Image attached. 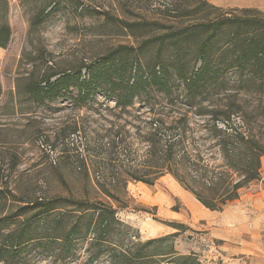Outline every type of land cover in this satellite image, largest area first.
<instances>
[{
    "label": "rangeland",
    "instance_id": "rangeland-1",
    "mask_svg": "<svg viewBox=\"0 0 264 264\" xmlns=\"http://www.w3.org/2000/svg\"><path fill=\"white\" fill-rule=\"evenodd\" d=\"M247 10L218 8L207 0H0V26L11 29L7 47H0V247L11 245L14 236L24 241L19 248L12 244L15 252L8 250L0 264H185L182 258L188 256L211 264L203 251L210 246L218 250L219 243L207 235L220 227L227 211L248 208L246 197L254 194V183L258 192L264 191V178L244 188L239 200L222 211L199 208L196 197L171 174L153 185L130 180L125 188L102 192L78 161L75 146L85 136L92 141L98 132L105 133L114 121L124 123L151 107L157 111L188 98L171 68L173 93L149 87L128 114L114 109L116 98L103 77L80 106L75 80L79 73L81 80L96 76L117 56L138 51L146 67L158 53L168 59L175 48L183 53L190 76L201 65L197 52L205 37L195 31L222 20L218 31L206 30L213 35L218 50L214 65L220 72L189 98L195 103L191 115L233 118L264 142V80L254 81L250 67L235 63L232 47L237 35L253 30L254 21H264V10ZM178 27H188L187 43H177L173 33ZM145 40L149 43L140 48ZM52 73L73 77L70 89L35 101L29 87L45 86ZM74 127L79 131L70 134ZM80 201L102 202L116 211L104 241L95 240L99 228L85 239L67 240L77 221L80 231H86L88 218L81 216ZM254 221L257 251L248 254L246 264L264 257V217ZM243 236L248 240L252 234L244 231ZM159 238L166 239L146 244ZM128 252L142 258L131 259Z\"/></svg>",
    "mask_w": 264,
    "mask_h": 264
},
{
    "label": "trees",
    "instance_id": "trees-1",
    "mask_svg": "<svg viewBox=\"0 0 264 264\" xmlns=\"http://www.w3.org/2000/svg\"><path fill=\"white\" fill-rule=\"evenodd\" d=\"M221 24L222 20L216 21L195 31V34L205 33V37L197 52L201 65L190 76L183 63L184 55L176 48L168 59L158 53L147 61L146 67H143L139 52L135 51L132 56H117L116 60L109 62L96 76L92 74L81 80L79 73L75 81L79 89L80 106H84L93 96L94 90L101 84L100 77H103L104 84L109 86L112 96L116 98L114 109H120L121 114H128L134 108L135 98L142 91L147 92L149 87L164 95L173 93V87L169 83L171 69L184 83L185 97L188 98L186 103H171L157 111L151 107L131 120L126 119L124 123L114 121L105 133L98 132L92 141L85 136V140L75 146L78 161L86 173L93 176L102 192L111 194L110 189L125 188L130 180L153 185L162 176L171 174L204 207L211 211H222L226 205L239 199L244 188L260 179L264 157V142L260 137L233 118L220 119L212 114L209 118L201 119L191 115L195 103L189 98H195L199 94V88L215 80L220 72L214 65L217 50L215 41L212 33L206 35V30L213 28L218 31ZM253 26L250 32L236 36L238 39L232 44L234 60L239 66L250 67L254 81H262L264 21L257 19ZM188 30V27H178L173 33L178 36V44L190 40ZM10 36V27L1 25L0 47H7ZM148 43L149 40L143 41L140 48ZM131 50L135 48L132 47ZM58 75L59 73H52L50 77ZM50 77L44 80L45 86L38 82L29 87V93L35 101L44 100L45 95L59 94L64 88L69 90L74 80L68 73L58 76L52 82ZM116 80H119L118 83ZM2 94L0 85V97ZM261 113L264 115V109ZM117 117L119 116L116 115ZM78 131L79 128L74 127L70 134ZM79 203L82 205L81 216L88 218L86 231H80L77 221L71 226L67 240L71 237L85 239L99 228L101 232L95 240L104 241L116 218V211L102 202ZM52 210L50 208L47 211ZM77 218L80 219V216ZM166 238L152 239L146 244ZM21 240L19 236H14L12 244L19 248L24 243ZM12 244L1 245V260L6 258L8 250L14 251ZM128 256L131 259L142 258L129 252ZM182 259L185 264H200L189 256Z\"/></svg>",
    "mask_w": 264,
    "mask_h": 264
},
{
    "label": "crops",
    "instance_id": "crops-1",
    "mask_svg": "<svg viewBox=\"0 0 264 264\" xmlns=\"http://www.w3.org/2000/svg\"><path fill=\"white\" fill-rule=\"evenodd\" d=\"M210 4L218 8L225 9H245L256 8L264 10V0H207ZM262 168H264V157H262ZM258 184L254 183V194L246 197L249 201L245 210L235 209L227 211L218 228H213L207 235L209 241L217 242L218 250L210 246V251H203L204 257L211 264H246V257L249 253L257 251L256 222L254 217H264V191H257ZM261 189V188H260ZM237 199L236 201H238ZM253 218V220H252ZM249 223V228H240L241 224ZM244 231H249L252 237L244 239ZM213 259L215 261H213ZM218 261V262H217ZM254 256L252 257V262ZM254 264H264L263 258H256Z\"/></svg>",
    "mask_w": 264,
    "mask_h": 264
},
{
    "label": "built area",
    "instance_id": "built-area-1",
    "mask_svg": "<svg viewBox=\"0 0 264 264\" xmlns=\"http://www.w3.org/2000/svg\"><path fill=\"white\" fill-rule=\"evenodd\" d=\"M260 176H261L262 179L264 178V169H261Z\"/></svg>",
    "mask_w": 264,
    "mask_h": 264
},
{
    "label": "bare ground",
    "instance_id": "bare-ground-1",
    "mask_svg": "<svg viewBox=\"0 0 264 264\" xmlns=\"http://www.w3.org/2000/svg\"><path fill=\"white\" fill-rule=\"evenodd\" d=\"M199 208L206 209L200 202H199Z\"/></svg>",
    "mask_w": 264,
    "mask_h": 264
}]
</instances>
